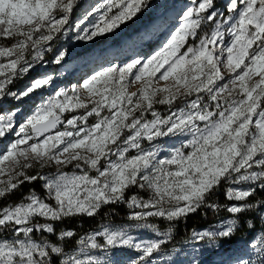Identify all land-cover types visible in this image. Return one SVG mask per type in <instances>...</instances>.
<instances>
[{"label":"snow or ice","instance_id":"6c2138e0","mask_svg":"<svg viewBox=\"0 0 264 264\" xmlns=\"http://www.w3.org/2000/svg\"><path fill=\"white\" fill-rule=\"evenodd\" d=\"M78 3L0 0V101L37 93L43 101L18 127L16 111L0 112V140L14 137L0 148V201L38 179L46 192L42 197L30 189L19 202L0 206V264H101L91 250L110 249L138 253L129 264H157L153 257L161 253L171 231L159 232L148 219L177 221L203 207L227 211L229 217L220 230L194 232V237L231 240L242 215L264 208V198L250 200L257 189L264 191V0H225L223 10L216 0H190L178 25L150 56L101 66L81 89H59L47 98L42 94L53 85L50 74L35 76L12 91L9 86L51 50L45 45L64 34L66 25L71 28L69 18ZM148 6L149 0H104L85 13V19L94 16L88 27L77 24V39L93 41L112 33ZM208 25L211 30H204ZM64 54L53 62L60 64ZM222 67L230 73L227 80ZM170 78L172 85L154 87ZM141 82L138 92L129 91ZM177 101L183 106L174 108ZM155 104L166 105L168 114ZM65 113L74 115L66 118ZM60 125L63 130L54 132ZM163 137L182 140L166 158H159L155 141ZM144 142L151 147L145 148ZM33 161L41 167L75 161L80 173L29 175L26 170ZM132 188L148 189L152 195L142 198L130 193ZM221 190L230 203H219ZM113 204H126L136 227L162 238L138 240L124 227L105 228L80 237L74 250H66L76 233L58 231L56 224L94 217ZM244 224L254 227L250 221ZM7 231L13 233L11 239L4 238ZM33 233L57 240H37ZM248 247V256L238 257L236 264H264V230Z\"/></svg>","mask_w":264,"mask_h":264},{"label":"rangeland","instance_id":"374dc122","mask_svg":"<svg viewBox=\"0 0 264 264\" xmlns=\"http://www.w3.org/2000/svg\"><path fill=\"white\" fill-rule=\"evenodd\" d=\"M65 2H67V0H65ZM103 2L104 0H79V3L74 7L69 18V25H71V28L66 25V32L64 34L57 35L53 41L49 42L48 45H45V47H50L51 50L45 51L43 60L36 64L35 68L26 77L17 80L10 85V89L12 91H17L33 77L45 74L52 75L54 80L52 87L42 94L43 98L53 95L59 89H71L72 87L81 89L84 80L101 66H106L112 63L123 64L136 57H148L153 54L154 51L159 50L164 43L165 37L168 35V30L172 26L178 25L179 17L182 11L185 10V5L190 4V0H149V6L147 8L143 9V11L132 21L128 22L126 25H121V27L114 32L108 33L103 37H98L93 41L86 42L77 39L79 34L76 27L77 24H79L81 28L88 27L93 22L94 16L85 19V13ZM224 2L225 0H216V6L223 10ZM204 30L210 31L211 26H205ZM227 39L228 38L226 37V40ZM190 42L191 41H189V43ZM186 47L187 44L181 49V52H183ZM61 52L65 53L63 60L60 64L54 63L53 61ZM165 67H167V65ZM163 71L164 69H161V72L157 73V77ZM221 72L226 80L230 77V73H228L225 68L222 67ZM173 83L174 80L170 78L168 81L161 80L158 83H154V87H167ZM219 83H224V81ZM142 84L143 82L131 85L129 91L138 92ZM81 96L87 99V93L83 90L81 91ZM159 98L160 96L157 97V99ZM189 99H191V97ZM41 102L43 101L40 93L34 94L31 98H24L19 101L11 97H5L3 101H0V112L16 111L17 115L15 120L18 127ZM87 102L89 105L91 104L90 100ZM180 104L183 105V101H177L173 107H181L179 106ZM154 107L162 114H168L166 105L155 104ZM78 111L83 112L84 110L81 109ZM73 115L74 113L64 114L66 118H71ZM94 122V118L90 117L88 123L92 124ZM63 128L64 125H61L58 130H63ZM13 131L15 132L16 129ZM12 138L14 137L9 134L8 137L0 140V148L4 146V143L8 139ZM181 140L182 138L179 137L173 139L163 137L156 140L155 143L160 145L161 149L159 158H166L174 147L180 146ZM143 146L145 148L151 147L148 142H144ZM75 163L76 162L74 161L72 164L56 165L55 162H50L41 167L40 164L33 161V167L26 171L29 175H37V173H39L42 176H55L58 172L80 173V169L74 168ZM92 174L94 175V173ZM7 178L8 177H4V179ZM38 181L43 187L44 181L39 179ZM20 187L16 190L19 194L21 193ZM130 191L145 199L152 195L151 191L148 189L140 190L132 188L129 192ZM39 195L42 197L46 195L44 187L43 193ZM129 211L130 216L131 210L129 209ZM259 215L261 217L264 216V212ZM226 219L227 218H224L219 222L204 228L195 229L192 232H201L206 229L218 231L224 226L223 222ZM262 220L264 222V219ZM166 222L170 221L161 218L148 219V223L155 225L159 232L169 231V228H161ZM172 222L174 221H171L170 223ZM135 225L136 222L131 220L120 225L106 223L98 230L91 233L101 232L105 228L115 229L118 227H124L129 234L133 235L138 240L162 238L150 229L139 228ZM261 231L262 229L260 228H249L246 234L236 233L231 240L217 239L215 241H209L208 238L199 240L192 237L182 245H177L170 248L167 252H163L164 244L168 241L167 239L162 245L161 253L154 256L153 259L157 261V264H236L238 257L248 256L251 251L248 247L249 242L252 241L253 237L258 235ZM3 235L4 238L11 239L13 233L7 231ZM33 236L37 240H39L41 236H51L52 238L48 239L52 242L57 240L56 236L47 233H33ZM97 239L98 242L103 240V238L99 236ZM77 246L78 241H76V246H67L66 250H74ZM165 249H167V247ZM90 254L99 257L101 264H129L131 259H134L139 255L134 250L111 249L108 251L91 250ZM251 258L257 259L254 252H251Z\"/></svg>","mask_w":264,"mask_h":264},{"label":"trees","instance_id":"16d2710c","mask_svg":"<svg viewBox=\"0 0 264 264\" xmlns=\"http://www.w3.org/2000/svg\"><path fill=\"white\" fill-rule=\"evenodd\" d=\"M179 106H183L180 104ZM30 189H34L37 193H43V187L41 183L37 180L32 183H25L21 185L19 194L17 191L9 195L0 201V206H5L9 204H15L21 200L23 196L28 194ZM130 193H132L130 191ZM259 198H264V191L257 189L256 194L250 198V200H257ZM216 197H213V200H216ZM218 201L221 204L230 203L224 199L223 190L218 194ZM264 212V208L257 211L249 212L240 217L241 226L236 233L246 234L249 227L244 224V221H250L254 227L253 229H262L264 230V222L259 214ZM129 209L126 204H113L106 205L101 208L99 213L94 217L80 216L71 219H66L63 223L56 224V228L59 231L60 229H72L76 233L71 241L66 243L67 246H76V241L81 236L87 235L95 230H98L103 224L111 223L114 225H120L129 221ZM229 213L227 211L214 212L209 210L207 207L201 208L194 214L189 215L186 219H181L174 221L172 223L166 222L161 226L162 229L169 228L171 231V238L168 239L165 246L163 247L164 251L167 252L170 248L175 246L182 245L188 237H190L193 230L198 228H204L211 224H215L224 218H228ZM236 235V234H235ZM234 235V236H235ZM48 238H52L49 236ZM167 247V249H165Z\"/></svg>","mask_w":264,"mask_h":264},{"label":"built area","instance_id":"2783aa9c","mask_svg":"<svg viewBox=\"0 0 264 264\" xmlns=\"http://www.w3.org/2000/svg\"><path fill=\"white\" fill-rule=\"evenodd\" d=\"M193 233V232H192ZM191 233L190 237H188L186 240L191 239L192 237H194V235ZM206 239V238H205Z\"/></svg>","mask_w":264,"mask_h":264},{"label":"water","instance_id":"95a60500","mask_svg":"<svg viewBox=\"0 0 264 264\" xmlns=\"http://www.w3.org/2000/svg\"><path fill=\"white\" fill-rule=\"evenodd\" d=\"M60 126H61V125H60ZM60 126H59V127H60ZM59 127H58V129H59ZM58 129L54 130V132H55V131H58Z\"/></svg>","mask_w":264,"mask_h":264}]
</instances>
